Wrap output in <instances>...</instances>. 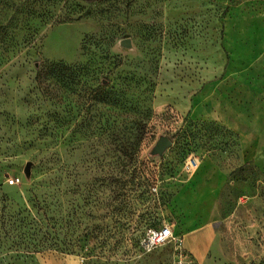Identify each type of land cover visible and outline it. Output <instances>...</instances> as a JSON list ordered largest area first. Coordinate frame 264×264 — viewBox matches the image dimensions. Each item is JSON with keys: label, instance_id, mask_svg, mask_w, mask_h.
Masks as SVG:
<instances>
[{"label": "rangeland", "instance_id": "rangeland-1", "mask_svg": "<svg viewBox=\"0 0 264 264\" xmlns=\"http://www.w3.org/2000/svg\"><path fill=\"white\" fill-rule=\"evenodd\" d=\"M228 9L0 0V264H199L213 238L216 264H264V165L209 120L227 87ZM164 227L173 238L144 251Z\"/></svg>", "mask_w": 264, "mask_h": 264}, {"label": "crops", "instance_id": "crops-1", "mask_svg": "<svg viewBox=\"0 0 264 264\" xmlns=\"http://www.w3.org/2000/svg\"><path fill=\"white\" fill-rule=\"evenodd\" d=\"M225 1L229 6L226 49L230 64L221 84L227 87L212 105L209 120L236 136L243 161L264 165V0ZM201 182L200 206L206 210L216 201L217 181ZM193 221L188 219L186 227ZM209 245L211 258L198 255L199 264H216L213 258L219 248L214 238Z\"/></svg>", "mask_w": 264, "mask_h": 264}, {"label": "built area", "instance_id": "built-area-1", "mask_svg": "<svg viewBox=\"0 0 264 264\" xmlns=\"http://www.w3.org/2000/svg\"><path fill=\"white\" fill-rule=\"evenodd\" d=\"M197 167V161L193 157H189L185 162V169L191 171ZM16 179L10 178L7 180L9 185H13ZM172 231L170 227H164L159 230H150L142 241L141 246L144 251H150L157 246L165 244L168 240L172 239Z\"/></svg>", "mask_w": 264, "mask_h": 264}, {"label": "water", "instance_id": "water-1", "mask_svg": "<svg viewBox=\"0 0 264 264\" xmlns=\"http://www.w3.org/2000/svg\"><path fill=\"white\" fill-rule=\"evenodd\" d=\"M169 146H170V140L166 137H160L153 148V153L156 155H161ZM30 167H31L30 162L25 164L23 172L27 176L30 175Z\"/></svg>", "mask_w": 264, "mask_h": 264}, {"label": "trees", "instance_id": "trees-1", "mask_svg": "<svg viewBox=\"0 0 264 264\" xmlns=\"http://www.w3.org/2000/svg\"><path fill=\"white\" fill-rule=\"evenodd\" d=\"M83 2L87 3V4H95V3H102V2H107V1H111V0H82ZM49 71V73H56L57 75L61 76L62 75V72L63 70H66V68L60 66V65H54V64H50L48 67H47ZM47 72V70H46ZM107 101L108 103H114L115 102V99L112 98V97H107Z\"/></svg>", "mask_w": 264, "mask_h": 264}]
</instances>
